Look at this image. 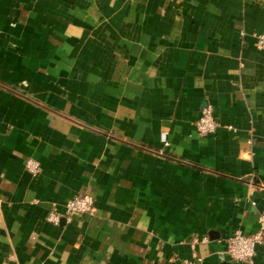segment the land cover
Instances as JSON below:
<instances>
[{"label":"crops","instance_id":"1","mask_svg":"<svg viewBox=\"0 0 264 264\" xmlns=\"http://www.w3.org/2000/svg\"><path fill=\"white\" fill-rule=\"evenodd\" d=\"M262 34L264 0H0V264H244L225 250L264 213ZM84 191L95 214L67 215Z\"/></svg>","mask_w":264,"mask_h":264},{"label":"built area","instance_id":"2","mask_svg":"<svg viewBox=\"0 0 264 264\" xmlns=\"http://www.w3.org/2000/svg\"><path fill=\"white\" fill-rule=\"evenodd\" d=\"M258 47L264 48V34L259 36ZM220 123L216 120L212 105H206L202 109V114L196 122L197 131L201 136H207L217 131ZM26 168L29 172L37 175L40 173L42 165L40 161L29 158L26 163ZM96 211L95 196L88 192L75 193L66 204L67 215H94ZM48 220L54 223H59L61 216L59 213L52 212L48 215ZM259 228L255 232H244L241 229L234 231L227 238V248L225 255L232 261L250 264L254 258L261 253L264 255V213L258 216ZM203 241L207 237L202 238ZM189 264H201L200 259L190 261Z\"/></svg>","mask_w":264,"mask_h":264}]
</instances>
